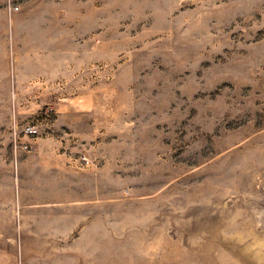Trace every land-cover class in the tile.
<instances>
[{
  "label": "rangeland",
  "instance_id": "374dc122",
  "mask_svg": "<svg viewBox=\"0 0 264 264\" xmlns=\"http://www.w3.org/2000/svg\"><path fill=\"white\" fill-rule=\"evenodd\" d=\"M0 264H264V0H0Z\"/></svg>",
  "mask_w": 264,
  "mask_h": 264
}]
</instances>
